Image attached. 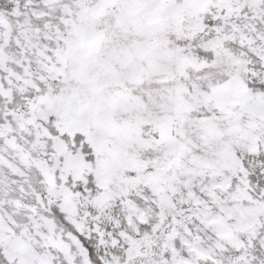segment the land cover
Instances as JSON below:
<instances>
[{"label":"snow or ice","instance_id":"obj_1","mask_svg":"<svg viewBox=\"0 0 264 264\" xmlns=\"http://www.w3.org/2000/svg\"><path fill=\"white\" fill-rule=\"evenodd\" d=\"M0 264H264V0H0Z\"/></svg>","mask_w":264,"mask_h":264}]
</instances>
